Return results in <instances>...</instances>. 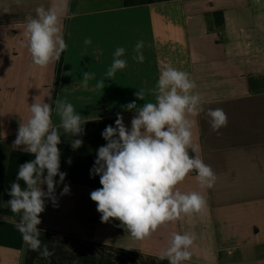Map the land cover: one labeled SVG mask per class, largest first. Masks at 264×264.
Returning a JSON list of instances; mask_svg holds the SVG:
<instances>
[{"label": "crops", "instance_id": "1", "mask_svg": "<svg viewBox=\"0 0 264 264\" xmlns=\"http://www.w3.org/2000/svg\"><path fill=\"white\" fill-rule=\"evenodd\" d=\"M52 2L0 0V264H169L158 257L172 231L195 235L192 257L184 264H264V0H69L76 15L63 20L65 52L57 63L33 68L20 43L25 20L35 17L37 6ZM218 11L223 28L215 24ZM86 38L91 45L84 44ZM140 40L143 63L133 59ZM118 47L126 50L121 58L127 66L108 79ZM165 63L190 73L205 111L222 108L228 124L213 132L204 113L194 118L201 158L217 175L214 187L203 192L205 212L136 240L119 220L101 222L90 193L102 186L90 170L106 144L101 133L114 126L117 113L130 128L135 113L123 106L144 103L135 93L143 89L145 100L154 101L149 90ZM82 70L95 73L87 90L80 86ZM100 79L104 89L95 88ZM49 95L52 101L66 99L87 122L82 136L60 130V171L67 175L57 185L56 206L46 200L39 217L42 245L54 253L45 260L23 241L16 228L20 216L6 201L19 166L34 159L12 147L19 123L34 98L50 103ZM52 121L59 126L55 105ZM72 139H82V146L73 149ZM195 175L180 185L182 191L199 190ZM64 185L70 193L61 196Z\"/></svg>", "mask_w": 264, "mask_h": 264}, {"label": "clouds", "instance_id": "2", "mask_svg": "<svg viewBox=\"0 0 264 264\" xmlns=\"http://www.w3.org/2000/svg\"><path fill=\"white\" fill-rule=\"evenodd\" d=\"M35 13V17H26L24 40L20 43L30 55L31 66L44 69L57 63L65 52L63 20L76 13L70 11L69 0H53L47 7L39 5ZM84 44L91 45V38H86ZM144 46L140 40L133 49V59L140 63L145 60ZM125 51L123 47L116 48L105 73L108 79L126 68L127 61L121 58ZM81 74L80 86L87 90L89 81L96 79L95 73L82 70ZM104 87V79L96 81V89ZM197 87L190 73L162 64L157 84L149 90L154 101H146L145 91L139 89L135 95L144 103L138 105L133 100L123 106L135 113L130 128L123 115L117 113L114 126L107 125L102 131L106 144L98 148L90 170V175L100 177L102 186L90 193L101 222L119 220L133 239L144 240L169 223L205 212L207 200L203 192L214 187L217 175L201 158V146L193 132L194 118L204 113L211 130L218 132L227 126L228 117L222 108L205 111L204 98ZM48 98L50 103L34 98L27 119L19 123L12 147L33 155L34 159L19 166L8 192L10 199L6 201V206L20 216L16 228L23 241L45 260L54 253L42 245L39 217L45 211L46 200L56 206L57 185L63 184L67 175L60 171V130L67 136H82L87 122L66 99L52 101L51 95ZM53 105L60 118L58 127L52 121ZM82 144V139L71 140L73 149ZM193 172L199 190L182 191L180 185ZM16 181H23L25 187ZM69 193L70 187L64 185L60 195ZM194 242L193 233L172 231L168 246L158 258L167 259L169 264H184L192 257Z\"/></svg>", "mask_w": 264, "mask_h": 264}, {"label": "trees", "instance_id": "3", "mask_svg": "<svg viewBox=\"0 0 264 264\" xmlns=\"http://www.w3.org/2000/svg\"><path fill=\"white\" fill-rule=\"evenodd\" d=\"M214 19H215V24L218 28H223L224 26V16L222 11H218L214 13ZM103 114V112L101 113Z\"/></svg>", "mask_w": 264, "mask_h": 264}]
</instances>
